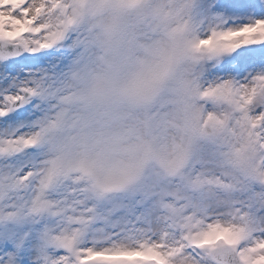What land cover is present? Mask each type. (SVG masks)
Segmentation results:
<instances>
[{
    "label": "snow or ice",
    "instance_id": "6c2138e0",
    "mask_svg": "<svg viewBox=\"0 0 264 264\" xmlns=\"http://www.w3.org/2000/svg\"><path fill=\"white\" fill-rule=\"evenodd\" d=\"M182 94L160 166L53 160L86 52L77 0H0V264H264V0H168ZM69 131L82 123L71 122Z\"/></svg>",
    "mask_w": 264,
    "mask_h": 264
},
{
    "label": "clouds",
    "instance_id": "9594fccd",
    "mask_svg": "<svg viewBox=\"0 0 264 264\" xmlns=\"http://www.w3.org/2000/svg\"><path fill=\"white\" fill-rule=\"evenodd\" d=\"M80 23L89 29L96 59L71 63L69 91L55 102L51 129L53 160L83 161L99 174L139 162L160 166L161 153L173 143L163 136L150 113L158 99L179 97L187 72V36L157 15L158 0H77ZM146 19L158 22L145 37ZM82 126L69 131L71 122Z\"/></svg>",
    "mask_w": 264,
    "mask_h": 264
},
{
    "label": "rangeland",
    "instance_id": "374dc122",
    "mask_svg": "<svg viewBox=\"0 0 264 264\" xmlns=\"http://www.w3.org/2000/svg\"><path fill=\"white\" fill-rule=\"evenodd\" d=\"M159 3V7L155 10L157 15H160V10L162 8H164L167 3L168 0H158ZM158 28V22L151 20V19H146L142 26H141V31L142 34L145 37H150L154 34V29ZM84 36H85V45H86V52L82 55L77 57L73 63L76 64L77 62H93L96 59V55L94 50L91 48V44H90V37H89V29L87 27H85V32H84ZM169 98L166 95L161 96L158 101L156 102V104L154 105L151 113H150V117L153 119H157L159 114H162L164 111L169 109ZM170 146V145H168Z\"/></svg>",
    "mask_w": 264,
    "mask_h": 264
}]
</instances>
